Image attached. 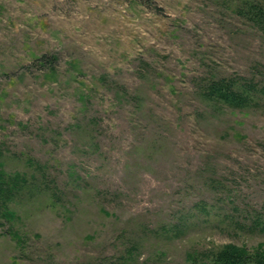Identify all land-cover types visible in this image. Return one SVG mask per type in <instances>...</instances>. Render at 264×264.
<instances>
[{
    "label": "rangeland",
    "instance_id": "374dc122",
    "mask_svg": "<svg viewBox=\"0 0 264 264\" xmlns=\"http://www.w3.org/2000/svg\"><path fill=\"white\" fill-rule=\"evenodd\" d=\"M249 4L0 0V147L28 181L18 218L0 219V264L264 253V93L243 111L197 94L210 78L264 83Z\"/></svg>",
    "mask_w": 264,
    "mask_h": 264
},
{
    "label": "trees",
    "instance_id": "16d2710c",
    "mask_svg": "<svg viewBox=\"0 0 264 264\" xmlns=\"http://www.w3.org/2000/svg\"><path fill=\"white\" fill-rule=\"evenodd\" d=\"M246 13L256 25L264 27V0H251ZM263 93L264 83H257L252 78L233 76L206 79L200 84L197 94L210 107L220 106L243 111L256 106L257 97ZM3 158V150L0 147V219L13 221L18 216L10 204L16 192L26 188L28 181L26 175L19 172L6 174ZM25 161L36 170L31 178L39 176L47 179L45 164H39L29 158ZM9 230L10 235H18L11 227ZM202 264H264V253L246 252L229 246L221 249Z\"/></svg>",
    "mask_w": 264,
    "mask_h": 264
}]
</instances>
